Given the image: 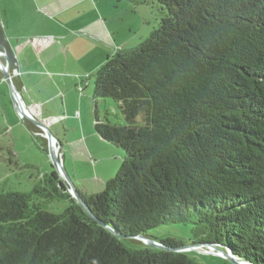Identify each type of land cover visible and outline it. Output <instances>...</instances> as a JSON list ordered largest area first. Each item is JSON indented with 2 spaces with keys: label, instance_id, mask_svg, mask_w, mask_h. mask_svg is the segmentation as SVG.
<instances>
[{
  "label": "trees",
  "instance_id": "obj_1",
  "mask_svg": "<svg viewBox=\"0 0 264 264\" xmlns=\"http://www.w3.org/2000/svg\"><path fill=\"white\" fill-rule=\"evenodd\" d=\"M127 1L159 21L94 74V130L124 151L121 166L101 191L75 189L90 212L53 166L29 191L0 189V264H202L139 238L184 245L149 234L170 224L264 264V0ZM0 51L14 71L1 25ZM107 98L123 124L100 117Z\"/></svg>",
  "mask_w": 264,
  "mask_h": 264
},
{
  "label": "crops",
  "instance_id": "obj_2",
  "mask_svg": "<svg viewBox=\"0 0 264 264\" xmlns=\"http://www.w3.org/2000/svg\"><path fill=\"white\" fill-rule=\"evenodd\" d=\"M135 5L126 0H0V25L14 53L12 72L22 82L18 89L29 114L49 128L71 126L78 131L75 138L82 144L75 151L78 155L87 151V137L82 138L80 130L93 121V89L81 93L89 86L91 74L116 49L135 46L152 30L147 5ZM120 7L141 15L146 25L129 18L123 24ZM24 119L0 69V139L8 134L14 147ZM62 138L59 156L65 162L66 152L74 153L65 134Z\"/></svg>",
  "mask_w": 264,
  "mask_h": 264
},
{
  "label": "rangeland",
  "instance_id": "obj_3",
  "mask_svg": "<svg viewBox=\"0 0 264 264\" xmlns=\"http://www.w3.org/2000/svg\"><path fill=\"white\" fill-rule=\"evenodd\" d=\"M126 2L129 1L126 0ZM132 4L136 6L135 3ZM144 8L151 12L149 25L153 30L156 22L159 21L158 13L156 9L150 6H145ZM118 13L125 17L123 24L129 21L128 18L133 22L142 23L144 21L141 15L133 14L132 11L128 14L123 7L118 9ZM146 23L143 22L142 26H145ZM134 45L136 46L137 44ZM128 48H131V46ZM93 84L94 74L92 73L89 86L81 93H87L89 90H92ZM97 106L101 118L107 116L113 123H124L112 99H100L97 102ZM25 123L24 120L23 125L19 124V130L15 133L16 140L14 147L11 146V143L7 139L8 134L3 133L4 135L0 139V189L29 191L39 181L42 173L49 172L52 169L53 163L48 153V143L46 145L42 137L34 138L32 131L29 129L27 123ZM64 129L50 128L51 133L56 138V135H58L59 139H61L58 140L57 138L59 146L62 140L65 141L62 138L63 134H65V139L67 138L68 143L70 142V145H72V152L74 154L67 151L65 162L62 160V164L71 179L70 185L75 187L83 196L101 191L106 181L114 177L118 172L124 151L112 143L103 142L95 133L92 121L91 125L89 123L86 125L85 130H80L82 138H84L83 134H86L88 145L84 142L87 151L85 155H78L75 151L80 149L79 147L82 145L78 141L79 139L75 138L78 135V131L72 129L71 126H65ZM93 133L97 135L101 146L98 147ZM54 168L56 169V167ZM71 193L73 194V192ZM66 205L67 201H54L49 204V209L61 211ZM149 234L158 239L175 237L182 240L184 244H192L195 240L190 227L182 224L160 225L153 228ZM192 255L202 264H234L230 260L216 254L193 251Z\"/></svg>",
  "mask_w": 264,
  "mask_h": 264
},
{
  "label": "water",
  "instance_id": "obj_4",
  "mask_svg": "<svg viewBox=\"0 0 264 264\" xmlns=\"http://www.w3.org/2000/svg\"><path fill=\"white\" fill-rule=\"evenodd\" d=\"M3 59H5V61ZM0 69L4 76V79L9 85L12 98L14 99L16 103L20 116L29 119L42 130L43 134L45 135L48 141V153L52 160L53 166L56 167V170L59 172L62 179H64L69 185L70 192H73V194L71 193L72 196L76 198V200L86 210L89 211L88 206L86 205L84 200L81 198L80 194L75 191V187L70 185L71 179L68 176L62 164V160L60 159V156H59L60 146L58 144L57 138L51 133L50 128L45 122L39 120L36 116L29 114L27 107L24 104L21 91L18 89V87L13 82V72L11 71L9 56L6 52H3V51H0ZM139 238L143 240L146 244L152 247L169 249L172 251H182V252H187L191 254L193 253V251H200L204 253H210V254H216V255L222 256L225 259L230 260L234 264H255L250 259L239 255L232 248H230L229 245L222 243V242L207 240V241H201V242H196L192 244H184V245H180L177 247H167L166 245L159 242L158 240L152 239L150 237L140 235Z\"/></svg>",
  "mask_w": 264,
  "mask_h": 264
},
{
  "label": "clouds",
  "instance_id": "obj_5",
  "mask_svg": "<svg viewBox=\"0 0 264 264\" xmlns=\"http://www.w3.org/2000/svg\"><path fill=\"white\" fill-rule=\"evenodd\" d=\"M41 131H42V130H41ZM39 134H40V135H43V136L45 137V135L43 134V132H40ZM45 138H46V137H45ZM46 139H47V138H46ZM53 167H54V166H53Z\"/></svg>",
  "mask_w": 264,
  "mask_h": 264
}]
</instances>
